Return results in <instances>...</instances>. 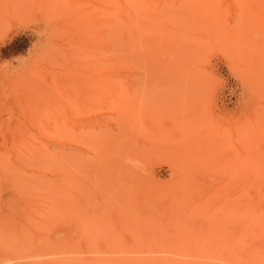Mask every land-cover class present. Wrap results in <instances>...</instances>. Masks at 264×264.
<instances>
[{"label": "rangeland", "instance_id": "obj_1", "mask_svg": "<svg viewBox=\"0 0 264 264\" xmlns=\"http://www.w3.org/2000/svg\"><path fill=\"white\" fill-rule=\"evenodd\" d=\"M262 203L264 0H0V264H264Z\"/></svg>", "mask_w": 264, "mask_h": 264}, {"label": "bare ground", "instance_id": "obj_2", "mask_svg": "<svg viewBox=\"0 0 264 264\" xmlns=\"http://www.w3.org/2000/svg\"><path fill=\"white\" fill-rule=\"evenodd\" d=\"M74 48V47H73ZM82 48V47H81ZM196 52H197V49L195 50ZM78 52V51H77ZM73 53V52H72ZM74 54V53H73ZM79 55H80V53H79ZM193 55H194V53H193ZM73 56V55H72ZM77 56V55H76ZM79 57V56H78ZM186 58H188V57H186ZM185 58V59H186ZM184 59V60H185ZM72 62V61H71ZM71 65H72V63H70ZM76 64V63H75ZM73 67H74V65H73ZM85 74V73H84ZM110 79H112V77L110 78ZM263 204V203H262ZM264 205V204H263ZM261 206V205H260ZM260 206H258V208H260ZM253 208V207H252ZM255 208V207H254ZM262 209H260L262 212L261 213H259V215H261V216H263L264 215V206L263 207H261ZM249 209H251V207H249ZM257 210V209H256ZM251 211V220H252V222H253V224L256 226V224L257 223H264V219H259V215H257V213L259 212L258 210H257V212L255 211V209L253 210H250ZM260 216V217H261ZM256 223V224H255ZM19 233V232H18ZM264 239V238H263ZM9 262V261H8Z\"/></svg>", "mask_w": 264, "mask_h": 264}]
</instances>
